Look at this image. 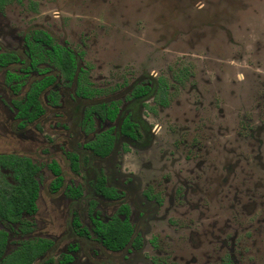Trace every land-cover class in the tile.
<instances>
[{
	"label": "rangeland",
	"instance_id": "rangeland-1",
	"mask_svg": "<svg viewBox=\"0 0 264 264\" xmlns=\"http://www.w3.org/2000/svg\"><path fill=\"white\" fill-rule=\"evenodd\" d=\"M34 28L78 54L85 77L103 91L96 99L117 101L121 116L132 85L149 79L167 81L169 105L152 114L147 97L139 116L149 139L143 134L135 145L120 137L111 159L83 163L126 190L122 200L107 202L94 195L83 171L70 172L64 156L93 138L65 113L73 88L59 80L52 87L59 108L48 105L45 92L44 116L18 131L11 100L27 86L12 95L0 70V154L26 155L40 166L38 210L22 216L32 231L0 222L6 253L21 240L46 237L54 246L33 264H56L69 245L77 247L71 264H264V0H12L0 13V50L16 51L27 63L22 38ZM119 123L95 118V132ZM51 159L63 176L55 194ZM2 174L6 197L15 180ZM76 185L83 196L72 200L67 191ZM147 189L160 204L143 196ZM88 199L97 200L102 219L127 202L142 250L108 254L94 240L72 236V214L91 228Z\"/></svg>",
	"mask_w": 264,
	"mask_h": 264
},
{
	"label": "trees",
	"instance_id": "trees-1",
	"mask_svg": "<svg viewBox=\"0 0 264 264\" xmlns=\"http://www.w3.org/2000/svg\"><path fill=\"white\" fill-rule=\"evenodd\" d=\"M21 2L22 0H16ZM11 0H0V10L10 3ZM28 54L30 56L29 63L25 67L20 68L22 74H27L30 71H36L43 76L32 82L25 93L23 100H15L12 104L15 107V118L18 120V127L23 128L26 123L34 121L36 118L44 113L40 103V95L55 82L53 75L47 74V69H38L36 64L40 61H47L59 71L63 79L71 82L76 75L77 59L76 54L68 47L55 43L53 38L42 30H34L31 34L24 37ZM48 47V48H44ZM21 64L20 59L14 52L0 53V68L7 67L12 64ZM24 75L15 74L11 71H6L4 82L9 86L13 93H18L23 84ZM179 82L178 78H175ZM76 94L81 98H90L99 91L90 89L86 85L89 84L85 77V71L80 70L77 73L76 80ZM167 81L160 78L158 81V93L155 96V101L162 105H168L167 99ZM147 87H136L132 91L134 97H139L147 92ZM48 98L56 103L57 94L50 92ZM95 113L99 118H107L113 120L116 114L115 104L108 106L95 105L86 112V117L90 119V114ZM123 125H128V121H124ZM123 126V132L124 128ZM113 138L110 132H105L95 137V140L90 142L87 147L97 156L107 155L112 148ZM69 166L72 172H77L78 162L75 154H66ZM49 170L54 175L51 182V190L57 191L62 185L61 171L55 161L48 164ZM2 171H8L15 183L6 197H0V222L9 225L18 223L20 230L25 233L30 231V223L21 219L22 214L32 215L36 212L35 201L38 195V184L35 176L38 173V167L34 165L28 158L20 157L13 154H0V180H2ZM96 191L100 192L104 197L117 198L118 194L112 189L105 186L103 177L97 179L94 184ZM80 193L78 189L71 190L72 196H78ZM120 213L125 215L123 220L113 217L105 224L95 222V232L99 236L102 245L108 250L122 249L128 242L132 235V228L128 222V209L126 206H121ZM75 224V225H74ZM74 226H79L77 221H74ZM8 242V234L6 231L0 229V264H32L38 257L43 255L52 245L47 239H33L18 242L16 248L10 253H6V246ZM139 239L133 240V246L139 245ZM70 261L68 256H64L60 264H66Z\"/></svg>",
	"mask_w": 264,
	"mask_h": 264
},
{
	"label": "flooded vegetation",
	"instance_id": "flooded-vegetation-1",
	"mask_svg": "<svg viewBox=\"0 0 264 264\" xmlns=\"http://www.w3.org/2000/svg\"><path fill=\"white\" fill-rule=\"evenodd\" d=\"M12 1V0H11ZM16 1V0H15ZM22 2V1H21ZM20 2V3H21ZM19 3V2H17ZM10 4V3H8ZM6 4V5H8ZM5 5V6H6ZM4 6V8H5ZM4 8L3 10H0V13H3L4 12ZM34 30H42L46 33H48L52 38L53 36L47 32L46 30L42 29V28H34L32 29L31 31H29L28 33L24 34L23 35V38H22V42H23V45L25 47V50H26V55H27V58H28V62L26 63L24 60L21 59V57L19 56V54L16 52V51H13V50H8V49H1L0 50V53L2 52H14L18 58L20 59L21 61V64H12V65H8L7 67H4V68H0V70H3V85L4 87L7 89V91L9 93H11L12 95L14 96H18L19 95V92L21 90H23V88L25 86H27L26 88V91L28 90L30 84L32 82H34L35 80H38L40 79L43 75L40 74V73H37L36 71H30L29 73L27 74H22L20 72V68L22 67H25L26 65H28L29 63V59H30V56L28 54V51H27V48H26V45L24 43V37L26 35H29L31 34L32 31ZM53 40L55 41V39L53 38ZM55 43L59 44V45H62V46H66L68 48H70L75 54H76V59H77V67H76V72L78 73L80 70H84V68L80 65V61H79V58H78V54L69 46H67L66 44H60L58 42L55 41ZM44 48H48V47H44ZM44 63V64H43ZM41 65H45L44 67H41ZM50 64H48L47 61H40L36 64V67L38 69H47V74L49 75H53L54 78H55V82L49 86L41 95H40V103H41V106L44 110V113L39 116L38 118H36L34 121L32 122H29V123H26L25 126L23 128H19L18 127V120L15 118V113H16V110H15V107L14 105L12 104L13 101L15 100H23L24 99V96H25V93L23 95L22 98H18V99H12L11 100V105H12V108L14 110V114H13V119L14 121L16 122V129L18 131H23L25 130L29 125L33 124L34 122L38 121L39 119H41L44 114H45V111H46V108L45 106L43 105L42 103V95L46 92L47 95H46V99H47V102H48V105L52 108H59L60 104H61V96H60V93L57 92L56 90L52 89V87L59 81V80H63L67 86L69 87H72L73 88V94H72V99L71 101H66V107H67V111L65 113L67 114H71L72 115V118H73V125L74 126H77L76 124H78L79 128L81 129V132L83 134H86V135H90V134H93V138L92 139H88L86 141H84L82 144H81V149L82 151H79V149L76 148V150L74 151H68V152H65L64 153V156L65 158L67 159L68 161V158L66 156V154L70 153V154H75L77 156V162H78V171L77 172H72L71 169H70V166H69V161H68V167H69V170L71 173L75 174V175H78L80 174L81 171H83L84 173V176H85V180H86V183L89 184L92 188V191L94 193V195H96L98 198L100 197L101 199L107 201V202H112V201H120L123 199L124 197V193H126V190H120V188H118L117 186H112V185H109L108 184V177H106L105 175H103L102 173L100 172H97L95 171V169H93V167H91V165L88 163L86 165L85 168H83V163H85L86 159L90 160V159H93L95 162L97 163H101L102 161H106L108 159H111L114 152H115V149H116V145H117V141L120 137H123L125 138L126 140H128L129 142H131L132 144H135L137 145L139 140L142 138L143 134L145 136V138L148 140L149 139V131L150 129L147 127L146 123L140 118L139 116V106H146L145 105V99L147 97H149L150 99H152V101L154 102V107H148V109L150 110V112L152 114H155L156 112V109L157 107H160V108H167L168 105H169V86L167 87V92H166V95H167V99H168V105L167 106H162L160 104H158L156 101H155V96L156 94L158 93L157 89H158V81L160 80V78H163V77H158L157 79L155 80H150L147 81L146 84H143L141 82H138V83H135L132 85V87L130 88L129 90V99H130V102H129V105L127 106V109H126V114L124 113L123 116H121V111H120V105L118 104L117 101H109V102H106V101H103L101 99H96V97L100 96V94L103 92L101 89H98L96 88L94 85L90 84V80L89 78H87V81L89 82V84H87L86 86L89 87L90 89H94L95 91H99L97 93H95L94 95H92L90 98H81L79 97L77 94H76V86H77V83H76V80H77V73L76 75L74 76L73 80L71 82L63 79V77L59 74V71L56 70L53 66L52 68H54V72L51 70L52 68L49 67ZM12 66H18V72L14 71V70H11L10 68ZM51 66V65H50ZM6 71H11V72H14L15 74H19V75H24V78H23V84L19 90L18 93H13L10 89H9V86L5 84L4 82V78H5V73ZM178 82V81H177ZM168 85V83H167ZM147 87L148 90L145 94L139 96V97H134L132 95V91L136 88V87ZM50 92H55L57 94V99H56V103L53 104V102L48 98L49 96V93ZM114 103L115 104V107H116V114L114 116V119L113 120H109L107 118H104V119H101L99 118L94 112L90 114V119L88 118H85L86 117V112L89 108L91 107H94L95 105H110ZM95 118H97L99 121H102V122H109V123H115L116 120H118V118H120V123L118 125V127H115V125L111 126V127H108L102 131H99V132H95V126H94V120ZM77 120V121H76ZM128 121V125H123L124 121ZM123 126H125L124 128V132H123ZM105 132H110V136L113 138V141H112V148L110 150V152L105 155V156H97L95 154H93V152L87 147V145L94 141L95 140V137L97 135H100L102 133H105ZM2 154H13V155H17V156H20V157H25V158H28L34 165H36L38 167V173L40 171V166L35 164L33 162V160L29 157V156H26V155H20V154H17V153H2ZM51 161H55L57 163L56 160L54 159H51ZM49 162V163H50ZM46 165V168L48 169V171L51 173V175L53 176V179H54V175L52 174V172L49 170L48 168V164ZM58 164V163H57ZM59 168H60V171H61V177H62V183H63V176H62V169L60 167V165L58 164ZM8 172V171H7ZM37 173V174H38ZM37 176V175H36ZM36 176H35V179H36ZM103 177L104 179V182H105V186L108 187V188H112L116 194H118V197L117 198H114V199H111V198H107V197H104L100 192L96 191V189L94 188V184L95 182L97 181V179ZM53 181V180H52ZM51 181V182H52ZM51 182L49 184V190L52 194H55L57 193V191L61 188H59L57 191H52L51 190ZM38 184V182H37ZM62 186V185H61ZM75 189H78L79 191V195L78 196H72L71 195V190H75ZM81 187H78L77 185L74 187V188H69L68 191H67V194L69 195V197L72 199V200H77V199H80L82 196H83V192L82 190H80ZM39 193H40V190H39V185H38V195H37V199L39 197ZM143 196L147 199V200H156L158 204L161 203V201L157 198L156 195H152L151 193V190L150 189H147L146 191H144L143 193ZM37 199L35 201V205H36V212L38 210L37 208ZM87 214H88V219H89V222H90V226L91 228L88 229L87 227L83 226L79 220V218L75 215V214H72V216L70 217V220H69V227H68V231L70 232V234L72 236H76L78 238H81L83 240L86 241H89V240H94L95 242H97L101 247L102 249L104 250V252L108 253V254H122L123 252H126V251H130V252H139L142 250L143 248V238L141 237L140 234H137L135 233V230H134V226L133 224L131 223L130 221V213H131V209H130V206L127 204V202H121L116 208H115V211L114 213L106 218V219H102L100 217V213H99V210L97 209V200L96 199H88L87 200ZM121 206H126L127 209H128V222L132 228V235L129 239V242L122 248V249H119V250H108L107 248H105L102 243H101V240L99 238V236L97 235V233L95 232V222H101L103 224H105L106 222L110 221L113 217H117L118 219L120 220H123L125 215L123 213H120L119 212V209ZM36 212L32 215H29V214H22L23 215H29V216H33L36 214ZM22 216H21V219H22ZM23 220V219H22ZM77 221L78 225L79 226H74V221ZM24 221H27V220H24ZM30 223V221H27ZM16 224V223H15ZM18 224V223H17ZM74 224V225H73ZM20 226V225H19ZM32 224L30 223V231L28 232H25L24 234H27L29 232H31L32 230ZM21 233H23L21 231ZM8 234V233H7ZM135 238H138L139 239V245L134 247L133 246V240ZM34 239H47L49 240L52 245L51 247L43 253V255H41L40 257H38L37 259L41 258L42 256H44L45 254H47L49 251L52 250L53 246H54V241H52L51 239H48L46 237H38V238H34ZM26 240H33V239H26ZM21 241H25V240H21ZM20 242V241H19ZM8 243V242H7ZM151 244H154L153 242V239L150 241ZM18 244V243H17ZM16 248V247H15ZM14 250V249H13ZM12 250V251H13ZM77 251V247L76 245H69L67 247V253L63 254L59 259L58 261L56 262V264H60L59 262L61 261V259L64 257V256H68L70 258V261H68L66 264H71L74 260V256L72 255L73 253H75ZM6 252V251H5ZM10 253V252H9ZM8 254V253H7ZM36 259V260H37ZM51 262V260H46L45 263L46 264H49ZM33 264V263H32ZM152 264H163V263H159V262H156L155 260L152 262Z\"/></svg>",
	"mask_w": 264,
	"mask_h": 264
}]
</instances>
